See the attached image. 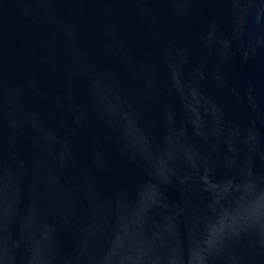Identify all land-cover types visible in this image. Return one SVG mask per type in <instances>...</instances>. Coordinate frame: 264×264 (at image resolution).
Instances as JSON below:
<instances>
[{
  "label": "water",
  "instance_id": "95a60500",
  "mask_svg": "<svg viewBox=\"0 0 264 264\" xmlns=\"http://www.w3.org/2000/svg\"><path fill=\"white\" fill-rule=\"evenodd\" d=\"M0 264H264V0H0Z\"/></svg>",
  "mask_w": 264,
  "mask_h": 264
}]
</instances>
